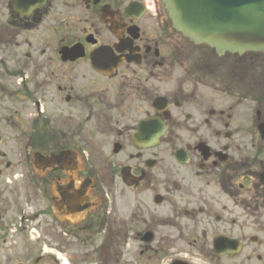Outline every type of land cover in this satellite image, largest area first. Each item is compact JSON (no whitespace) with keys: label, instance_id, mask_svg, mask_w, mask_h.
<instances>
[{"label":"flooded vegetation","instance_id":"af4514ba","mask_svg":"<svg viewBox=\"0 0 264 264\" xmlns=\"http://www.w3.org/2000/svg\"><path fill=\"white\" fill-rule=\"evenodd\" d=\"M256 75L163 0H0V263L264 264Z\"/></svg>","mask_w":264,"mask_h":264},{"label":"water","instance_id":"95a60500","mask_svg":"<svg viewBox=\"0 0 264 264\" xmlns=\"http://www.w3.org/2000/svg\"><path fill=\"white\" fill-rule=\"evenodd\" d=\"M175 27L219 56L264 53V0H163Z\"/></svg>","mask_w":264,"mask_h":264},{"label":"rangeland","instance_id":"374dc122","mask_svg":"<svg viewBox=\"0 0 264 264\" xmlns=\"http://www.w3.org/2000/svg\"><path fill=\"white\" fill-rule=\"evenodd\" d=\"M194 53H195V58H193V59L199 65L200 64L199 59H202V56H203L204 52L201 51V50L196 49L194 51ZM245 58H247L246 60H249V58H250V61H252L253 57H248L247 56ZM241 66H244L245 69L249 70L248 73H250L254 69V66H252L251 63H243ZM229 68H230L229 66H227V67L225 66V70H226L225 73H228V70H230ZM195 69L196 70H194L193 73H204V70L201 67V65H200V67L198 66V68H195ZM255 69H256V67H255ZM179 73H182V71L180 69H179ZM207 73H217V72L212 71V72H207ZM263 80H264V77L262 75L261 76L256 75L254 77V80H251V81H253L252 82L253 84L256 83V82H258L260 84ZM124 193H125L124 190L122 191V185L119 184L118 188L113 190L112 192H109V195H108V200L110 201V203H112L119 210V213H125V210L127 211V206H126V203H125L126 198H125V194ZM161 212H162L161 214H164V213H167L168 211L164 208V209H162ZM90 253H91V250H90ZM0 254H1V259H2L3 255L4 256L8 255V254L5 255L6 253H4L2 251V249H0ZM34 255L35 256L38 255L36 251L34 252ZM12 261L13 262H18V261H24V259H23L22 256L18 255V258L15 259L13 257Z\"/></svg>","mask_w":264,"mask_h":264},{"label":"bare ground","instance_id":"6f19581e","mask_svg":"<svg viewBox=\"0 0 264 264\" xmlns=\"http://www.w3.org/2000/svg\"><path fill=\"white\" fill-rule=\"evenodd\" d=\"M63 264H68V262H67V263L65 262V263H63Z\"/></svg>","mask_w":264,"mask_h":264}]
</instances>
